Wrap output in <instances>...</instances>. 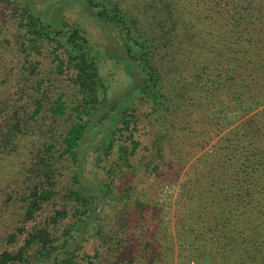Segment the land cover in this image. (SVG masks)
I'll return each mask as SVG.
<instances>
[{
  "label": "trees",
  "instance_id": "obj_1",
  "mask_svg": "<svg viewBox=\"0 0 264 264\" xmlns=\"http://www.w3.org/2000/svg\"><path fill=\"white\" fill-rule=\"evenodd\" d=\"M0 33V155L28 144L0 264H84L80 231L162 221L168 183L178 264H264V0H0Z\"/></svg>",
  "mask_w": 264,
  "mask_h": 264
},
{
  "label": "rangeland",
  "instance_id": "obj_2",
  "mask_svg": "<svg viewBox=\"0 0 264 264\" xmlns=\"http://www.w3.org/2000/svg\"><path fill=\"white\" fill-rule=\"evenodd\" d=\"M74 14H71V16ZM75 17H78L75 15ZM92 21H89V26L92 30V37L96 40H105V34L101 27L93 25ZM0 38H3L0 33ZM104 72L108 75L111 82L112 91H119L125 88L128 83L125 76V70L122 64H118L115 59H108L104 63ZM27 143V142H26ZM28 144H23L18 153L13 157L3 158L0 155V186L4 189L9 187L15 189L22 183L23 176L18 172L22 167V163L27 160ZM93 152H91V155ZM93 158V157H92ZM8 165L16 167V173L4 172ZM93 169V163H90V172ZM94 171V170H93ZM14 178V179H13ZM170 179L174 180V177ZM154 176L149 178V181H153ZM13 181V182H12ZM12 182V183H11ZM147 182L140 183L139 186H146ZM177 191L178 183H168L166 185L156 184L155 188L151 189V193L144 194L146 199L152 200L155 209H151L152 216L157 214L163 215L162 221H155L147 226L138 225L136 216L129 212L125 214V217H132L133 220L129 223L119 222L115 220L111 226H108L106 232H109V236L101 237L96 232L95 225L86 227L83 231L79 232V239L82 241L78 246V255L85 259L84 264H89L91 261L95 264H146L149 263L153 257L163 252L164 247L167 248L170 258L173 257V264H178V253L180 241L178 240V227L176 225L177 211ZM157 193V195H156ZM1 196V203L4 207H0V249L10 244L7 242L9 234L16 232L18 226H22V217L20 214L21 204L19 206H13V201H5L7 198L5 194ZM153 197V198H152ZM144 199V198H143ZM105 211L110 212L107 208ZM70 224L66 222L65 224ZM123 226H122V225ZM121 226V227H120ZM169 235V238L166 237ZM22 241L20 242V244ZM166 252V253H167ZM172 261V260H171ZM153 264H157V261H153ZM191 264H197L192 261Z\"/></svg>",
  "mask_w": 264,
  "mask_h": 264
}]
</instances>
